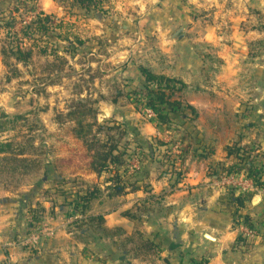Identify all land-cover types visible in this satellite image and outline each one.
Here are the masks:
<instances>
[{"label":"rangeland","instance_id":"1","mask_svg":"<svg viewBox=\"0 0 264 264\" xmlns=\"http://www.w3.org/2000/svg\"><path fill=\"white\" fill-rule=\"evenodd\" d=\"M57 1L66 5L61 6L63 11L60 14H44L40 10V0H0V143L10 144L4 149L6 153L0 155V209L3 218H9L7 224L10 229H16V217L19 225L24 223L38 230L44 213L49 215L59 205L65 209L69 206V212L72 211L77 218L69 223L66 230L73 232L70 242L75 247L79 244L77 252L83 258L84 246L104 231L102 225L94 221L92 225L96 229L84 233L83 222L79 219L84 216L82 212L86 208L84 203L77 205L78 198L88 192L95 194L97 199L118 195L113 203H107V209H110L121 206V195L139 193L137 188L144 189L147 194L146 189L151 184L143 181L138 185L142 181V165L156 160L162 174L174 173L172 164L180 160L182 152L189 146L193 151L198 145L191 134L196 133V129L198 131L199 114L196 110L194 115L184 110L185 105H189L182 100L186 84L171 78L180 83L176 85L177 90L169 94L171 100L184 105L182 111L187 116H181V121L185 126L178 120H169L156 127V115L145 103L146 93L140 84L135 83L136 76L139 72L141 74L140 68L156 74L147 67L154 64V57L158 54L156 35L149 32L152 29L147 31L148 27L132 26L130 22L122 24L125 20L110 14L112 19L118 17V24L114 29L116 33H109L112 35L109 40L106 27L96 24L99 18L107 19L108 10L99 5L94 8L88 3L80 5L77 0ZM254 16L255 22L261 21V29L255 32L260 38L250 47L246 42L249 54L245 58L238 61L220 58L218 49L222 43L214 39L209 43L211 52L206 59H193L194 65L202 63L209 68L202 74L205 86L224 85L226 95L231 96L236 78L232 69L237 71L240 64L244 70L238 74L241 76L240 98H256L254 89L249 86L255 81L264 84V70L249 71L248 67L257 65L264 69V13L258 11ZM252 21L239 29L247 30ZM184 28L190 32L188 27H171L173 36L179 41ZM136 30L139 34L142 32L140 40ZM196 30L210 35L226 30L231 32V27L215 26L206 31V26H201ZM155 32L158 33L157 30ZM113 35L122 36V40L114 41ZM231 35L232 32L229 37ZM189 43L198 49V54L201 53L203 45L200 42ZM233 43L226 44L231 47ZM169 45H173L177 54L183 51L182 41ZM140 53L144 57H137ZM17 57L25 62L17 60ZM176 60L171 59L175 61L174 66ZM246 102L240 106L242 115H247ZM79 103L95 112L81 118H84V123L94 125L90 138L96 136L106 141L107 137H114V145L124 156L122 164H112L100 175L89 171L90 158L86 146L75 138L73 130L77 125L70 113L77 110ZM150 113L154 116L151 117ZM241 119L237 120L239 124ZM148 123L155 125L157 134L140 136L138 132ZM204 124L220 125L225 130L234 125L231 117L224 122L210 120ZM99 125L111 130L103 128L97 133ZM244 125L242 123V128ZM158 175L150 174L149 178L154 179ZM254 186L261 189L256 184ZM253 194L261 192L258 190ZM104 207L94 206L93 210H104ZM35 235L38 239L34 247L40 240V233L32 236ZM71 252L68 251L69 258L65 264L71 261Z\"/></svg>","mask_w":264,"mask_h":264},{"label":"crops","instance_id":"2","mask_svg":"<svg viewBox=\"0 0 264 264\" xmlns=\"http://www.w3.org/2000/svg\"><path fill=\"white\" fill-rule=\"evenodd\" d=\"M97 4L108 10L107 19L99 18L96 24L106 27L109 40L112 37L109 33H116L114 29L118 24V17L112 19L110 14L125 20L122 24L130 22L132 26H145L147 31L152 29L150 34L151 31L155 33L158 54L153 65H146L156 74L186 84L182 100L199 114L198 131L196 129V133L191 134L198 145L193 151L189 146L182 152L180 160L172 164V174H162L156 160L142 165V181L138 185L143 181L151 184L146 189L147 194L144 189L137 188L139 193L124 195L126 199L121 195V206L110 209H107L108 204L113 203L118 195L94 198L90 208L82 212L84 216L79 220L84 226L81 227L84 233L96 229L92 225L93 219L100 217L103 218L104 232L84 246L83 258L77 252L79 244L75 247L70 242L73 232L66 230L77 218L72 211L69 212V206L65 209L59 205L49 215L47 212L42 214L38 230L24 223L19 225L16 217V229H10L9 218H3L0 209V264H65L70 250L69 264H264V194H245L240 187L223 185L220 181V175L235 173L238 181L255 185L248 176V167L241 168L240 172L231 170L243 166L239 164L237 152L232 151L235 147L248 152L253 160V171H259L264 180V84L251 83L249 88L254 89L256 98L241 99V76L238 74L244 70L239 64L237 71L232 69L236 78L232 93H229L231 96H227L224 85L211 84L214 86L211 88L203 83L202 74L209 70L207 65L193 63L197 57L206 59L209 56V43L214 39L222 43L218 49L220 58L237 61L245 58L249 54L248 43L250 47L260 38L255 32L261 29V21L255 22L254 13H264V0H99ZM61 6L66 5H60L57 0H40V10L44 14H60L63 11ZM251 21L253 23L247 30L239 29ZM180 26L190 28V32L184 28L179 41L173 36L171 27ZM201 26H206V31L215 26L231 27L232 35L229 37V30L210 35L198 33L196 27ZM141 34L137 32L139 40ZM113 39L120 41L122 36L113 35ZM177 41L184 44V52L180 50V55L173 45H169ZM194 41L203 45L200 54L189 43ZM230 41L234 42L231 47L226 44ZM141 56L144 54L137 57ZM172 58L177 59L175 66ZM248 70L264 69L255 65ZM136 79L135 83L143 80L140 72ZM242 102L247 103V115L240 113ZM230 117L234 123L230 129L204 124L210 120L224 122ZM144 127L138 132L140 136L157 134L154 124L148 123ZM150 174L159 175L150 179ZM255 196L259 197L256 203ZM103 205L104 210H93L94 206L101 208ZM248 219L250 227L246 223ZM241 225H246L254 237L249 239L241 235ZM36 233H40V240L33 248L26 241ZM26 236L29 238L25 239Z\"/></svg>","mask_w":264,"mask_h":264},{"label":"trees","instance_id":"3","mask_svg":"<svg viewBox=\"0 0 264 264\" xmlns=\"http://www.w3.org/2000/svg\"><path fill=\"white\" fill-rule=\"evenodd\" d=\"M77 2L80 3V5L88 3L90 6L93 5L96 7V5H98L97 3L99 2V0H77ZM20 52L21 51L18 50L19 54ZM17 60L25 62L19 57H17ZM140 71L143 80L138 84L141 85L143 91L146 93V106L156 115V127L165 124L169 120H178L182 123L181 125L185 126V123L181 121V116L183 117L184 115H186L185 112L182 111L184 105H182L178 101L171 100V95L169 94L177 90L176 85L180 84L179 81L165 76L156 75L145 68H140ZM77 107V110L70 113V117H72L73 119L75 118L76 120L77 127L73 130L75 138L82 141L86 146L88 153L87 155L90 158V162L88 164L89 171L100 175L104 171L109 170L110 165L122 164L124 156L120 152L119 147H117V145H114V137H107L106 141L98 139V137L96 136L90 138V135H92V127L94 125L93 123H84V118H81L82 116L84 117L87 115H93L95 113L94 110L87 109L86 105L82 103L77 104ZM184 110H186V112H189L192 115L195 114V109L190 105H185ZM103 128L105 127L99 125L97 133ZM106 130H111V128L108 127ZM8 146H10L9 143H0V155L6 153L4 149ZM232 151L237 152L238 160L240 162L239 164H243V166L238 165L233 167V169L231 170L234 172H240L241 168L248 167V176L251 177V179L255 182L258 187L263 188L264 180H262L259 171H253V160L249 156L248 152L238 149L236 147ZM94 198L95 194L89 192L85 193L84 196H80L78 198L77 205L84 203L86 208L84 211H87L90 207V203ZM93 221H97L99 224L102 225L103 218L99 217L97 219H93ZM246 223L249 227L251 226L249 219L246 220Z\"/></svg>","mask_w":264,"mask_h":264},{"label":"built area","instance_id":"4","mask_svg":"<svg viewBox=\"0 0 264 264\" xmlns=\"http://www.w3.org/2000/svg\"><path fill=\"white\" fill-rule=\"evenodd\" d=\"M150 116L153 117L154 114L150 113ZM220 181L223 185H233V186L236 185L240 187L242 190V193H245V194L254 193L258 190L261 192V194H264V187L261 189H258L251 182H246L242 180L238 181L236 175L225 173L224 175L221 176ZM240 234L249 239L254 237V233L246 225L240 226ZM37 239H38L37 235L32 236L26 241V243L27 245L34 247L37 243Z\"/></svg>","mask_w":264,"mask_h":264},{"label":"water","instance_id":"5","mask_svg":"<svg viewBox=\"0 0 264 264\" xmlns=\"http://www.w3.org/2000/svg\"><path fill=\"white\" fill-rule=\"evenodd\" d=\"M258 200H259V197L258 196H255L254 203H256Z\"/></svg>","mask_w":264,"mask_h":264}]
</instances>
